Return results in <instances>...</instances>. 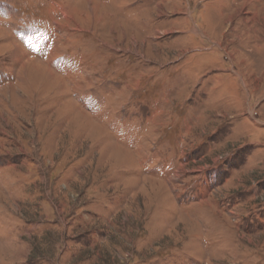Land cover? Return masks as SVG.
Instances as JSON below:
<instances>
[{"label":"rangeland","instance_id":"obj_1","mask_svg":"<svg viewBox=\"0 0 264 264\" xmlns=\"http://www.w3.org/2000/svg\"><path fill=\"white\" fill-rule=\"evenodd\" d=\"M0 264H264V0H0Z\"/></svg>","mask_w":264,"mask_h":264}]
</instances>
